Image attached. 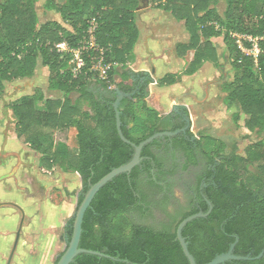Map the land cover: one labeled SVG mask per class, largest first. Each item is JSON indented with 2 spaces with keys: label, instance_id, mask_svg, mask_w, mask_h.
Here are the masks:
<instances>
[{
  "label": "trees",
  "instance_id": "obj_1",
  "mask_svg": "<svg viewBox=\"0 0 264 264\" xmlns=\"http://www.w3.org/2000/svg\"><path fill=\"white\" fill-rule=\"evenodd\" d=\"M38 1L0 0V100L5 83L33 77L39 62L48 69L49 90L62 93V98L22 97L11 103L14 130L18 139L40 155L41 168L57 167L78 176L82 187L77 210L91 185L127 164L134 154L118 135L113 106L116 94L111 86L129 95L121 101L119 112L122 135L130 143L138 145L156 133L175 132L185 124L162 119L147 104L143 87L134 91L132 86L114 82L118 68L123 69L132 59L139 35L135 17L140 0H63L62 4L45 0L44 9L58 12L62 22L72 28L71 33L57 22L40 24L35 10ZM158 1L157 8L184 21L189 34L188 43L175 48L180 58L193 52L183 75L193 76L204 62L221 68L211 40L222 39L233 72L232 80L223 85L225 101L247 116L244 126L261 138L246 148L245 156L236 155L234 146L223 156L226 143H216L200 133L194 137L190 128L154 140L142 149L139 165L99 190L83 217L79 248L118 261L80 254L71 264H189L176 240V229L187 217L206 214L209 207L205 200L212 205L211 212L182 231L196 264L209 263L233 243L236 256L256 257L264 249V58L259 55L254 65L233 37L264 36V0H222V14L216 9L221 0ZM93 19L95 43L105 62L116 65L109 73L110 85L90 71L91 59L98 57V52L82 53L84 66L78 73L72 72L75 66L69 50L80 46ZM61 43L67 51L57 49ZM244 46L251 47L249 43ZM92 79L110 95L95 98L88 90ZM173 84L174 75L157 81L159 87ZM71 94L78 97L72 101ZM38 100L44 109L36 106ZM84 106L89 111L83 110ZM55 132L65 133L64 142L55 141ZM174 155L183 160L182 171L190 167L200 172L193 175L192 187L183 189L186 204L172 193L170 179L177 167L164 164L167 158L175 160ZM249 166H255L257 173L247 177L248 186L244 176L249 174ZM73 221L74 217L64 229L67 241ZM224 264H264V256Z\"/></svg>",
  "mask_w": 264,
  "mask_h": 264
},
{
  "label": "rangeland",
  "instance_id": "obj_2",
  "mask_svg": "<svg viewBox=\"0 0 264 264\" xmlns=\"http://www.w3.org/2000/svg\"><path fill=\"white\" fill-rule=\"evenodd\" d=\"M55 1L60 4L63 3V0ZM158 2V0H143L141 7L145 3L153 6L155 3L158 4ZM44 4L45 0H39L35 4L39 23L57 22L64 27L65 31L71 33L73 31L72 28L68 23L62 22L59 13L55 11H46L44 9ZM224 8L225 4L221 0L216 9L219 14H222ZM163 15H165L170 21H174V19L177 20L169 12H165ZM139 16L140 15H138L135 20V23H137ZM188 40L189 39L186 41ZM213 44L216 48L221 68L216 69L211 63H208L207 68H205L206 71L205 69L203 71L202 64L197 72L202 70L203 75H201L198 80H195L194 75L192 79L188 77V82L183 84L181 82L183 74H178V72L182 73L184 69L187 68L190 60L187 57L185 59L180 58L175 54V45L171 44L168 48L167 54L170 55L172 59H177L179 57L181 60L180 62L173 60L178 63V65L171 70L170 66L161 64L157 76H164L167 73L176 72L175 74L167 75H174L176 84L183 86L185 89L182 90V92L190 93L195 97V101H192V99L188 97L179 100L183 105L188 104V111L186 110V112L188 114L187 117L190 119V133H192L194 137L200 133L203 136H209L215 139L216 143H226L228 147L224 150L223 156L231 153L233 146L236 149V155L245 156L246 148L249 145L258 142L261 136L255 132L249 131L244 126L247 116L244 115L237 106L227 105L225 101L226 93L223 91V85L226 81L232 80L233 72L222 39H215ZM164 47L166 46L164 45ZM97 80L100 81L99 78H97ZM154 89L156 92H160L157 86ZM56 95H59V93L50 92L48 87V75L43 72V66L40 64L31 79L15 80L4 84L3 97L0 100V142L2 139L4 141L3 146L0 148V166H8L7 174L5 177H2V179L8 183L10 187L13 186V191L8 194L10 201L17 206L20 204L23 205V199L26 197L35 198L38 201L44 198L45 201L47 200L52 204H68L70 212L62 220V227L53 229L52 231L45 229V224L39 222V219L37 220L38 223H36L32 222L33 218H24L22 220V218L19 217L17 227L11 235V241L8 243L4 252L0 255V264L6 263V259L14 242L15 233L19 226H21L20 245L16 249L12 264H55L60 254L65 250L67 244V240L63 237L64 229L68 221L74 217L78 191H80L82 187L77 175L74 173H63L57 167L54 170L45 169L47 172H44L40 165V155L36 156L30 154L21 148L10 149L8 147L9 142L13 143L15 141L11 139L13 137V132L15 133V120L10 110L11 103L22 97H34L37 100L40 96L55 97ZM164 96H167V98ZM164 96L155 94L153 98L156 101L152 104L160 106V114L167 115L171 109V105L174 104L177 94H165ZM160 99L163 101L166 100L164 102L165 104H161L159 101ZM39 103L40 100L36 102L37 107L39 106ZM59 138L61 137L58 136L57 139ZM17 150L22 154L21 156H23V161L20 160L19 164L18 159L13 155L17 154ZM248 171L249 174L244 176V181L246 185L249 186L247 177H249L250 174H256L257 170L255 166H249ZM49 182H54V184H49ZM47 187L49 193L46 197L44 190H46ZM179 197L182 198L177 193L176 198L178 199ZM0 205L7 206L8 204L2 202ZM37 207L38 209H35L36 215L42 216L40 214L45 213V205L40 204L39 202V206ZM14 211L18 215V211ZM30 225H32V230L28 231ZM0 247H2V244Z\"/></svg>",
  "mask_w": 264,
  "mask_h": 264
},
{
  "label": "crops",
  "instance_id": "obj_3",
  "mask_svg": "<svg viewBox=\"0 0 264 264\" xmlns=\"http://www.w3.org/2000/svg\"><path fill=\"white\" fill-rule=\"evenodd\" d=\"M143 3V0H140V8L136 11V17L137 19L138 15V21L136 23L139 35L138 40L134 46L133 49V55L131 61L123 68H118L119 75H116L114 77V82L116 84L121 83L123 87H130L132 86L134 91H139L141 87L144 88V94L146 97L147 104L155 109L157 112L160 113V106H157L154 103L156 100L153 98L155 94H159L160 96H164L165 94H177L178 102H175L171 105V109L168 112L167 115H161L162 119L165 121H172L177 122L181 120L180 114H182L185 118L190 121V119L187 117L188 114L186 110L188 111V104L183 105L180 103L179 100L182 98L188 97L192 99V101H195V97L186 92H182V90H185L183 86L176 84H173L171 86H165V87H159L157 85V81L162 79L167 74H175L176 72H170L165 74L164 76H157L158 71L161 68V64H166L170 66V70L173 68H176L178 63H176L173 60H176L180 62V58L172 59L170 55L167 54L168 48L171 44L175 45L174 50L176 53V45L178 44H186L189 39L188 33L185 29L184 21H177L174 19V21H170L165 15V12L162 9L157 8V3L155 5H148L143 4L141 7V4ZM183 27V31H182ZM177 29V33H176ZM217 39V38H216ZM215 39H212L213 42ZM164 45L166 47H164ZM188 58L190 61L193 57V52H187L183 59ZM209 62H204L202 67L203 71L205 68H207ZM40 62L37 64V67L35 69H38ZM41 65V64H40ZM212 65V64H211ZM213 66V65H212ZM202 69V68H201ZM217 69V68H216ZM185 70V69H184ZM202 70L195 73V80H198L201 75H203ZM206 71V69H205ZM43 72L48 75V69L43 67ZM126 74L125 78H122L121 75ZM178 74H183V72H178ZM188 77L192 79L193 76H185L183 75L181 78V82L184 84L185 82H188ZM32 78V77H31ZM31 78H27L26 80H29ZM190 79V80H191ZM156 86L159 88L160 92H156L154 88ZM111 91H113L116 94L124 95L122 100L124 98H128L129 95L125 96L126 94H123L120 92L115 85L111 86L109 88ZM88 90L90 93L93 94V96L97 99H102L103 97L109 96L110 93L106 90H104L98 81L96 80H89L88 83ZM109 90V91H110ZM74 95V96H73ZM52 97V96H51ZM55 97L62 98V93H59V95H56ZM70 99L73 101L75 100L78 95L77 94H71ZM167 98V96H164ZM121 100V101H122ZM119 104V109L121 110L123 108V105ZM161 104H165L163 100H159ZM160 104V103H159ZM38 108L40 110L44 109L43 105L40 103ZM83 110L89 111L88 107L84 106ZM185 113V115H184ZM61 137L57 139V137ZM12 140H15L13 143L9 142L8 147L10 149L14 148H21L25 152H29L30 154L39 155L35 152H33L27 144H24L21 139H18L15 133L13 132ZM55 141H62L65 140V133L61 132H55L54 134ZM3 139L0 142V148L3 146ZM18 159V164L20 163V160L23 161L22 154L18 152L17 154H13ZM20 157V159H19ZM56 167H54L52 170H54ZM44 172L45 169L41 168ZM8 166L1 165L0 166V178L4 177L7 174ZM78 177V176H77ZM79 179V178H78ZM46 181V180H45ZM48 182V181H46ZM56 182V181H54ZM54 182H51L54 184ZM49 182V184H51ZM13 191V186L10 187L8 183L5 181L0 180V204L6 203L7 206L0 205V245L2 244V247H0V255L4 252L6 249L8 243L11 241L12 233L14 232L15 228L17 227V223L19 222V217L22 218H33L32 222H37L39 219V222H42L45 224V229H49L52 231L53 229H58L59 227H62V220L65 218V216L70 212L69 205H63V204H52L49 201H45L44 198L41 200H37L35 198L26 197L23 199V205H14L13 202L10 201L8 194ZM46 193V197L48 196V187L46 190H44ZM45 201V202H44ZM40 204L45 205V213L40 214L42 216H37L35 209ZM36 204V205H35ZM14 210L18 211V215ZM33 213H32V212ZM37 217V218H35ZM51 218V221H50ZM58 223V224H57ZM33 225V224H32ZM32 225H30L28 231L32 230ZM35 225V224H34ZM25 231V230H24ZM47 235V234H46ZM20 240V239H19ZM14 241V240H13ZM20 242H18L19 247Z\"/></svg>",
  "mask_w": 264,
  "mask_h": 264
},
{
  "label": "water",
  "instance_id": "obj_4",
  "mask_svg": "<svg viewBox=\"0 0 264 264\" xmlns=\"http://www.w3.org/2000/svg\"><path fill=\"white\" fill-rule=\"evenodd\" d=\"M123 96L124 95H120L119 93H117V98H116V101L113 105L115 112H116L115 113V115H116V128H117V132H118V135H119L121 141L124 142L125 144L130 145L134 149L133 157L127 164L113 169L108 174H106L104 177H102L97 183H95L94 185H91L89 187L88 192L84 196L81 204L79 205V207L77 208V210L74 214L72 236H71L70 240L67 241V247H66L65 251L63 252V254L59 257L56 264H71L73 262V260L80 254H87V255L96 256L99 258H107V259H110L112 261H118L117 259H114V258L109 257L107 255H104L102 253L79 248V242H80V237H81V232H82V221H83V217H84L86 210L90 207V204H91L92 200L94 199L95 195L99 192V190L104 185H106L108 182L113 180L118 175L129 174L133 168H135L137 165H139V163L141 162V151L145 146H147L148 144L152 143L154 140L161 138V137H173V136L178 135L179 133H185L186 129L188 128V125H187L184 129L177 130L175 132L156 133V134L150 136L149 138L145 139L144 141H142L138 145H134V144L130 143L129 141H127L123 137L121 129H120L121 122H120L119 104H120V101L122 100ZM125 96H127V95H125ZM175 102H178V99H176ZM0 180H2V177L0 178ZM205 201L209 207V210L206 214L197 213L195 215L187 217L178 225V227L176 229V240L179 242L180 247L182 249V252H183V254H184V256L187 259L189 264H196V262H195L193 256L189 253L188 244L186 243L185 239L182 237V231H183L184 227L188 223L192 222L193 220L204 219L208 216V214L212 210V205L210 204L209 201H207V200H205ZM20 232H21V226H19L17 232L15 233L14 242H13L12 248L10 250V253L6 259L5 264H12L13 257L15 255V252H16V249L18 246V242L20 239ZM234 246H235V243L231 244L226 253H222L220 255H217L212 261H210L207 264H224L225 262H229V261H252V260H259L264 256V249L256 257H251L249 255L248 256H236L233 254Z\"/></svg>",
  "mask_w": 264,
  "mask_h": 264
},
{
  "label": "built area",
  "instance_id": "obj_5",
  "mask_svg": "<svg viewBox=\"0 0 264 264\" xmlns=\"http://www.w3.org/2000/svg\"><path fill=\"white\" fill-rule=\"evenodd\" d=\"M95 30L96 24L93 19L89 22L86 37L80 43V46L75 50H69L73 57L71 63H73L75 66L72 72L73 74H76L84 66L82 53H88L89 51L98 52L99 56L91 59L90 71L95 73L97 75V78L100 79V81H103L106 84L110 85L109 73L111 69L114 68L116 65L105 62L102 50H100L95 43ZM233 37L236 39V44L238 48L243 54L252 58L254 65H257L259 55H262L264 58V36L250 37L233 35ZM244 43H249L251 47L249 49L246 48L244 46ZM56 47L61 52L67 51L65 43H61Z\"/></svg>",
  "mask_w": 264,
  "mask_h": 264
},
{
  "label": "flooded vegetation",
  "instance_id": "obj_6",
  "mask_svg": "<svg viewBox=\"0 0 264 264\" xmlns=\"http://www.w3.org/2000/svg\"><path fill=\"white\" fill-rule=\"evenodd\" d=\"M180 119L179 121L177 122H184V128L188 125V128L186 129V131L190 128V125H189V121L187 118H185L182 114H180ZM182 128V129H184ZM181 130V129H180ZM185 131V132H186ZM175 157V160H170L169 158H167V160L164 162V164L166 166L168 165H174L176 166V170H177V173L173 176L172 179H170L171 181H173L174 183V186L172 188V193L175 197H177V193L182 197V198H178L180 200V203L181 204H186L187 203V199L185 198V195L183 193V189L184 190H187L189 188L192 187L193 185V175L197 172V173H200L196 170V168H187L184 171H182V165L184 164L183 160L180 159L178 157V155H174ZM198 169V168H197ZM169 181V180H168ZM202 185L204 186V183L202 182Z\"/></svg>",
  "mask_w": 264,
  "mask_h": 264
}]
</instances>
